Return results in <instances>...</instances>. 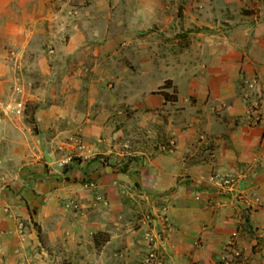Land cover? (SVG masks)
Masks as SVG:
<instances>
[{
	"label": "rangeland",
	"instance_id": "1",
	"mask_svg": "<svg viewBox=\"0 0 264 264\" xmlns=\"http://www.w3.org/2000/svg\"><path fill=\"white\" fill-rule=\"evenodd\" d=\"M227 2L0 0V99L14 105L0 122V264H175L173 239L180 229L170 200L140 187L135 176L149 154L143 150L146 134L161 132L160 147L171 150L175 141L164 136L168 127L184 130L195 123L193 116L205 117L193 92L203 93L210 58L203 49L218 43L210 35L236 27L237 8ZM32 34L41 38L34 47L47 36L58 48L81 41L82 66H95L94 78L101 81L90 94L82 88L81 96L96 97L103 108L115 100L101 135L84 133L85 120L37 116L39 103L29 97V84L14 78L13 40ZM249 80L247 97L256 90ZM140 82L148 95L175 98L167 107L146 110L158 114L157 123H146L133 109L139 87L130 85ZM38 92L50 96L43 88ZM129 93L132 103L124 99ZM96 109L92 104L89 110ZM106 160L112 166H104ZM214 173L221 172L204 176L199 190L225 191L206 180ZM202 235H195L193 247L204 244ZM227 245L232 248L233 239ZM233 249L232 255L243 256Z\"/></svg>",
	"mask_w": 264,
	"mask_h": 264
},
{
	"label": "crops",
	"instance_id": "2",
	"mask_svg": "<svg viewBox=\"0 0 264 264\" xmlns=\"http://www.w3.org/2000/svg\"><path fill=\"white\" fill-rule=\"evenodd\" d=\"M227 3L237 8L236 27L218 28L210 35L218 43L203 49L210 56L203 93L193 92V98L204 104L205 117L193 116L195 123L184 130L168 127L164 136L175 141L171 150L160 147L161 132L146 134L150 139L142 149L149 154L135 176L140 187L170 200V211L180 229L173 239L175 264H264V0ZM256 6L259 8L254 13L243 10ZM35 35L27 39L20 36L13 41L17 48L14 78L29 84V97L39 103L37 116L85 120L84 133L101 135L104 121L109 125V119L113 118L115 100L111 97L103 108L96 97L81 96L82 88H90V94L91 88L101 83L94 78L96 67L90 66L91 62L85 70L82 66L81 41L70 48H58L56 44L52 47L53 40L47 36L39 47H34L36 40H41ZM250 78L256 90L247 97L243 90ZM167 80L171 83V79ZM130 86L142 89L138 88L134 96L133 109L140 110L146 123H150L149 119L157 123L158 114L152 118L151 111L146 110L167 107L172 99H165L163 93L146 94L142 87L146 84L141 82ZM189 86L194 87L195 82ZM238 86L242 88L239 92ZM42 88L50 96H38ZM130 93L124 98L127 103H132ZM92 104L99 109L91 112ZM210 152H214L213 157ZM134 160L126 166L134 168ZM105 163L104 166H112L107 160ZM130 169L125 172L129 174ZM212 170L228 178L224 192L211 187L199 190L203 177ZM183 171L186 178H180ZM199 232L204 244L193 247ZM230 239L243 256L233 254V257L234 249L227 245Z\"/></svg>",
	"mask_w": 264,
	"mask_h": 264
},
{
	"label": "built area",
	"instance_id": "3",
	"mask_svg": "<svg viewBox=\"0 0 264 264\" xmlns=\"http://www.w3.org/2000/svg\"><path fill=\"white\" fill-rule=\"evenodd\" d=\"M14 108V105L11 100L0 99V122L3 120L4 115L11 112ZM1 151V148H0ZM210 156H214V152H210ZM206 180L210 183H216L220 187H225L229 184L228 178L223 176L221 173H214L207 176Z\"/></svg>",
	"mask_w": 264,
	"mask_h": 264
},
{
	"label": "trees",
	"instance_id": "4",
	"mask_svg": "<svg viewBox=\"0 0 264 264\" xmlns=\"http://www.w3.org/2000/svg\"><path fill=\"white\" fill-rule=\"evenodd\" d=\"M170 80H166V83L169 82ZM163 87V86H162ZM163 96L165 97V99H170L169 97V94L167 92H163ZM172 100H175V98H173ZM63 264H68L67 262L66 263H63Z\"/></svg>",
	"mask_w": 264,
	"mask_h": 264
}]
</instances>
